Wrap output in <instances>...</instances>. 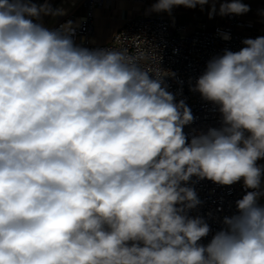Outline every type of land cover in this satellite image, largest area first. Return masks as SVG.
<instances>
[{
  "label": "clouds",
  "instance_id": "9594fccd",
  "mask_svg": "<svg viewBox=\"0 0 264 264\" xmlns=\"http://www.w3.org/2000/svg\"><path fill=\"white\" fill-rule=\"evenodd\" d=\"M206 5L209 19L250 11L153 0L146 14ZM65 14L0 0V264H264V36L207 61L190 90L221 126L185 134L191 108L165 82L176 74L77 44L72 20L43 23ZM193 177L246 190L206 245Z\"/></svg>",
  "mask_w": 264,
  "mask_h": 264
},
{
  "label": "built area",
  "instance_id": "2783aa9c",
  "mask_svg": "<svg viewBox=\"0 0 264 264\" xmlns=\"http://www.w3.org/2000/svg\"><path fill=\"white\" fill-rule=\"evenodd\" d=\"M41 0H36L40 2ZM149 0H133L139 6H146ZM65 15H60L53 28L59 27L68 20L78 23L74 41L89 49L112 48L126 50L129 55L143 54L139 61L142 68H159L174 72L175 77H166L168 91L175 95L176 101L184 99L191 108L194 121L184 127L185 134L193 130H206L208 127H220L221 115L215 105L202 99L198 92L190 90L196 79L205 70L206 63L213 56L223 54L225 49L238 51L243 47L245 38L264 36V29L257 28L255 23L246 20L242 15H228L223 23L213 28L205 23L196 26V30L186 33L182 25L174 26L170 20L161 16H138L125 21L123 26L114 31L109 42H94L95 12L107 11L113 7V0H76L75 3L64 1ZM69 5V7H68ZM85 8L79 13L78 6ZM222 33L230 35L229 40L222 38ZM198 198L202 203L189 212L192 217L202 216L210 226V233L202 238L206 245L212 236L220 230L222 219L236 213V201L246 194L243 182L231 186H221L210 180L197 181L192 178ZM258 203L264 205V196Z\"/></svg>",
  "mask_w": 264,
  "mask_h": 264
},
{
  "label": "crops",
  "instance_id": "0c3cea01",
  "mask_svg": "<svg viewBox=\"0 0 264 264\" xmlns=\"http://www.w3.org/2000/svg\"><path fill=\"white\" fill-rule=\"evenodd\" d=\"M113 1L116 3L117 6L119 5L118 6L119 9L122 11L123 16L125 17V19L123 20L124 22L122 21L116 25H112V23H111L112 21L111 22L107 21L108 15L106 14V11L97 10L95 12V26L96 27H97V25L99 26L102 22H104L107 26V29L103 32L104 33L103 38H101V35L98 34V32L95 33V31H94L95 35L93 37V40L97 44H104V43L109 42L112 33L114 31H116L117 29L121 28L123 26V24L125 23V21L129 20L130 18L138 17L141 15H144V16L156 15V16H161L163 18H166V19L170 20V22H172L174 26H176V25L177 26L178 25L184 26L186 28L187 34L193 33L196 30V26L200 23H205L208 25V27L213 28L216 25L223 23L226 19V16H220L221 17L220 19H218L217 16H214L211 19H209V17H208L206 19V21H196L194 23H191L188 21H184L181 16L177 15L179 12L182 11L181 8H184L182 6H181V8H179V7L173 8L171 15H169L166 12L146 14V10L151 7L153 0H149L146 6H139V5L135 4L133 2V0H113ZM242 2H244V1H242ZM244 3L247 4L246 0ZM217 5H219V4H217ZM113 7L115 9V5ZM79 13H82V12H79ZM242 16L246 20L255 23V25L257 27L262 28L260 25H258L256 23L257 20L254 19L252 14L246 13V14H243ZM258 163L264 164V160L258 161ZM240 182H243V181H240ZM262 187H264V184H262Z\"/></svg>",
  "mask_w": 264,
  "mask_h": 264
},
{
  "label": "rangeland",
  "instance_id": "374dc122",
  "mask_svg": "<svg viewBox=\"0 0 264 264\" xmlns=\"http://www.w3.org/2000/svg\"><path fill=\"white\" fill-rule=\"evenodd\" d=\"M64 1L69 2L70 0H52L53 8H60L64 6V3H63ZM242 1L245 2V0H242ZM40 2H42V0ZM246 2L250 7V11L248 12V14H252L254 19L257 20L256 23L264 29V0H246ZM114 5H115V9L113 7L111 10L106 11V14L108 15L107 17L108 19L107 18L106 19L108 22L112 21L111 22L112 25H116L125 19L122 11L118 7L119 5L117 6L115 2L113 3V6ZM209 7L210 6L206 5L204 11H201L199 6L195 9H188L185 7L181 8L180 6L179 8H181L182 11L179 12L177 15L181 16L184 21H188L191 23H194L196 21H206V19L209 17L208 16ZM218 7L219 5H217V8ZM84 10L85 8H83L82 5L78 6L79 12H84ZM215 16H217L218 19L221 18L220 15L218 14ZM57 18L58 16L54 18L51 16L43 17V23L46 27L53 28L57 22ZM106 29H107V26L104 22H102L99 26L97 25V27L94 26L95 33L98 32V34L101 35V38H103V34H104L103 32Z\"/></svg>",
  "mask_w": 264,
  "mask_h": 264
}]
</instances>
